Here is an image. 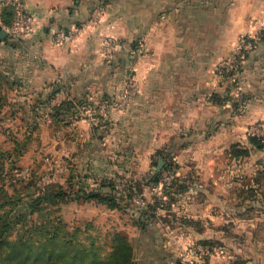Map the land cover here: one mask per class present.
Listing matches in <instances>:
<instances>
[{"label":"rangeland","instance_id":"obj_1","mask_svg":"<svg viewBox=\"0 0 264 264\" xmlns=\"http://www.w3.org/2000/svg\"><path fill=\"white\" fill-rule=\"evenodd\" d=\"M151 27L150 34L132 39L137 46L136 54L121 66V75L126 81L162 83L161 88H146L157 92L162 105L160 113H149L150 125L159 115V122L163 123L165 44L161 20ZM263 31L264 26L258 34L246 32L233 35L231 40L216 41V46H206L207 54L200 61L199 81L210 87L203 95L210 102L228 104L233 115L230 131L215 136H174L163 144V136H134L133 130L126 126L111 129L107 134L104 133L106 126L101 128L105 131L98 130L108 142L107 149L101 153L105 160L96 166L104 171L96 172L99 178L114 179V194L122 208L111 209L96 199H65L27 210L25 196L32 193L33 197L35 190L52 189L51 183L67 187L69 175L85 170L87 160L83 157L85 152L73 153L64 139L60 143L53 140L52 130L47 127L34 130L27 150L19 155L15 147L17 142L23 144L30 122L9 119V112L15 106L2 105L0 163L4 169L0 176V203L5 201L6 192L9 198H19L16 206L29 216L19 224L15 215L10 216L13 200L0 204V213L4 212L7 217L4 226L0 218V264H39L47 255L41 250L40 242L49 238L48 243L56 226L57 239L51 245L62 254H54L56 262L70 252L72 244L79 242H94L106 253L111 249L113 234L119 231L132 243V259L136 264H144L149 256L169 257L179 264H264V251L257 250L258 246L264 250V147L253 145L249 139L250 135L264 133V54H255ZM242 36L251 40L252 46L234 62L235 46ZM116 39L118 45L122 43L119 37ZM127 43L132 45L130 41ZM228 45L231 49L226 51ZM189 49V46L182 47L185 51ZM166 51L171 49L165 48ZM140 91L137 88L135 96ZM215 95L222 100L215 101ZM91 100L97 103L100 98ZM90 120L94 119L88 118L91 125L101 122L100 116L94 120L96 123ZM156 144L161 145V153L155 151L149 155L147 150ZM245 147L249 148V154H234L235 149ZM159 157H166L172 166L163 169L159 183L148 184L158 170ZM102 162L105 168L100 165ZM90 169L95 168L89 167L88 171L93 172ZM102 190L113 192L107 188ZM140 199L151 204L157 202L156 207L163 208V214L157 215L155 211L156 216L141 231L134 223L138 216L132 215L138 206L145 205ZM153 224L163 225V229L156 230ZM70 239L72 244H67ZM141 239L150 246L139 245L136 240ZM163 241L167 242L166 247Z\"/></svg>","mask_w":264,"mask_h":264},{"label":"crops","instance_id":"obj_2","mask_svg":"<svg viewBox=\"0 0 264 264\" xmlns=\"http://www.w3.org/2000/svg\"><path fill=\"white\" fill-rule=\"evenodd\" d=\"M97 1L25 0L35 16L36 31L16 41V45L0 36V111L2 105L11 104L15 107L9 112V119L28 120L35 130L51 128L53 140L60 143L64 139L73 153L85 152V169L94 166L95 169L90 170L99 174L96 170L104 169L96 166L105 160L101 153L107 149L106 136L99 135L101 131L95 132L86 117L70 124H56L49 113L69 97H97L103 101L104 94L117 93L126 83L121 66L128 64L137 51L132 39L150 34L153 23L161 20L165 43L163 123L159 122L160 115L155 123L147 122L149 113H160L162 105L157 92L146 90L161 88L162 83L143 80L138 81L141 91L129 106L123 109L109 106L108 129L102 132L107 134L111 129L126 126L133 130L134 136H163L165 144L174 136H215L230 131L233 115L228 104L210 102L203 95L210 87L199 81L200 61L207 54L206 46L214 47L216 41L231 40L233 35L246 32L258 34L264 26V0H107L103 21L95 26L78 27L72 41H55V31L79 26L77 23L89 17ZM105 35L119 37L122 41L111 59L103 54ZM179 37L181 39H177ZM263 44L264 41H260L255 54H264ZM184 46L190 49L182 50ZM164 47L171 52H165ZM228 49L230 45L226 51ZM27 146L28 142L24 151ZM160 147L156 144L147 152L151 155ZM100 165L106 167L104 162ZM161 212L158 210L157 215L163 214ZM152 226L156 230L163 229V225ZM136 227L140 231L143 229ZM136 241L139 245L150 246L148 241ZM162 245L166 247L167 242L163 241ZM259 249L264 251L261 246L257 247ZM144 262L179 264L169 257L154 256L147 257Z\"/></svg>","mask_w":264,"mask_h":264},{"label":"trees","instance_id":"obj_3","mask_svg":"<svg viewBox=\"0 0 264 264\" xmlns=\"http://www.w3.org/2000/svg\"><path fill=\"white\" fill-rule=\"evenodd\" d=\"M98 3H107V0H98ZM97 3V4H98ZM95 7V6H94ZM93 7V8H94ZM92 8V9H93ZM92 11V10H91ZM12 9L8 6H3L0 8V33L2 30L3 25H9L12 22ZM82 21H79L77 24H80ZM62 29V28H60ZM68 29V28H65ZM264 32V31H263ZM260 32L259 38L261 41H264V33ZM1 36V35H0ZM6 41H11V44L16 45V39L11 38V36L7 35L4 38ZM249 53V52H248ZM118 93V92H117ZM117 93H111V94H104L103 100L111 103L114 106V98L116 97ZM215 101H221L222 98L219 95L214 96ZM88 104H95V101L89 99V97H69L65 100H63L59 105H56L51 111L50 116L53 118L56 124H70L71 121L85 117V115L82 113V107H86ZM101 122L97 125L93 124L92 127L95 132H98L101 128H104L109 123V108L107 110V113L105 115H100ZM36 125V124H35ZM35 130L34 127L31 126V128L27 131L25 134V139L23 144L20 142H17V146L15 147L17 153L19 155L24 152L25 146L27 142L32 138L33 131ZM102 130V129H101ZM250 142L259 147H264V133L260 135H250L249 137ZM21 150V151H20ZM12 152V151H11ZM10 152V154H11ZM157 152L161 153V149H158ZM250 150L249 148H237L234 151V154L236 156H243L245 154H249ZM165 161L164 166L162 170L155 171V174L150 177L148 184L153 183H159L160 182V174L163 171V169L169 168L170 162L166 159V157H162ZM2 169L4 167L0 163V176L2 173ZM71 170V169H70ZM74 177L69 175L67 178V187L62 185L61 183H51L50 185L53 186L52 189H39L38 191L35 190L33 193L29 194L28 196H25V199H27L26 203V209L30 210L33 209H39V205L41 203H47V202H58L65 199H82V200H92L96 199L99 203H103L107 205L109 208H122V205L118 199V197L114 194L115 190V182L114 179L111 177L105 178H99L100 175H98L95 172H91L88 170L81 169L79 172L73 173ZM77 185V187H75ZM50 187V186H48ZM104 188H107V190L113 191L108 192L105 190H102ZM141 189V190H140ZM1 191V189H0ZM139 191H143L141 187H139ZM1 196V195H0ZM4 200H13L12 201V207H10L9 211H11V215H15L16 222H20L22 220H26L29 216V214L26 211L19 210V205L16 206V204L19 200L15 198H9L7 193H4ZM21 200L23 201V197H21ZM143 200V199H142ZM5 201H1L0 204H4ZM25 201V202H26ZM145 201V200H144ZM145 205L138 206L139 208L136 210H133L132 215L138 216L137 219H135V223L140 228H146L147 224L150 220V218H153L155 215V211L162 210L163 208L161 206L156 207L157 202H154V204H151L149 201L144 203ZM31 211V210H30ZM8 216V215H7ZM0 218L2 226L6 224L7 217L4 212L0 213ZM20 224V223H19ZM57 231L58 227L56 226L54 228L53 235L50 236V240L47 243V240L49 238H46L42 240L41 243V250L46 252L47 255L43 257V261H41L39 264H136L135 261H133V246L130 240L121 232L117 231L112 236V243H111V249L106 252L102 253L99 250V247L94 243H83L79 242L76 244L71 243V239L67 241L71 245V250L67 255H63V259L59 262L53 261L56 254H61L58 250H56L55 247L51 245L53 241H55L57 238ZM66 242V241H65ZM17 245H14L15 247ZM46 246V247H45ZM49 247V249L47 248ZM66 254V253H65ZM62 255V254H61Z\"/></svg>","mask_w":264,"mask_h":264},{"label":"built area","instance_id":"obj_4","mask_svg":"<svg viewBox=\"0 0 264 264\" xmlns=\"http://www.w3.org/2000/svg\"><path fill=\"white\" fill-rule=\"evenodd\" d=\"M8 6L12 9V22L9 25H4L7 34L11 38L20 40L26 35H30L36 31L35 16L30 12L25 0H0V8ZM105 16V6L103 3H98L92 9L89 17L82 21L79 26H75L72 29H59L53 33L54 39L58 43L73 40L78 27L83 26H95L103 21ZM118 41L114 36L105 35L103 37V54L106 59H111L114 56V51L117 49ZM252 46L251 40L247 37H240L237 45L235 46V53L232 56L234 62L238 56H244L245 50ZM138 83L134 79L127 80L125 86L118 91L114 98L113 105L117 107H124L128 105L135 97ZM100 102V103H98ZM112 105L107 101H97L95 104H88L86 107H82V113L86 118L96 119L100 115H105L109 106ZM99 115V116H98ZM91 121L92 124L96 121ZM140 203L144 204V200H139Z\"/></svg>","mask_w":264,"mask_h":264},{"label":"water","instance_id":"obj_5","mask_svg":"<svg viewBox=\"0 0 264 264\" xmlns=\"http://www.w3.org/2000/svg\"><path fill=\"white\" fill-rule=\"evenodd\" d=\"M6 36H7L6 29H2L1 30V37L5 38ZM164 163H165L164 159L162 157H159L158 164H157V169L161 170L163 168V166H164Z\"/></svg>","mask_w":264,"mask_h":264}]
</instances>
